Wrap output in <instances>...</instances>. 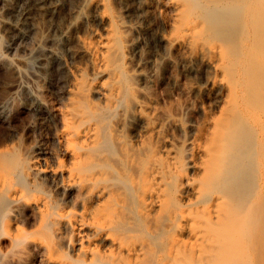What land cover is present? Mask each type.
Segmentation results:
<instances>
[{
    "label": "bare ground",
    "instance_id": "1",
    "mask_svg": "<svg viewBox=\"0 0 264 264\" xmlns=\"http://www.w3.org/2000/svg\"><path fill=\"white\" fill-rule=\"evenodd\" d=\"M31 1L52 17L90 6L101 29L76 10L82 25L57 22L49 46H28L29 31L10 24L16 50L43 54L34 75L53 101L19 82L28 60H9L0 264H264V0H165L170 30L155 35L112 5L127 0H0V23ZM135 1L143 17L147 0ZM174 46L216 86L218 108L199 105L197 124L148 95L158 56ZM17 111L33 114V144L13 141Z\"/></svg>",
    "mask_w": 264,
    "mask_h": 264
},
{
    "label": "rangeland",
    "instance_id": "2",
    "mask_svg": "<svg viewBox=\"0 0 264 264\" xmlns=\"http://www.w3.org/2000/svg\"><path fill=\"white\" fill-rule=\"evenodd\" d=\"M127 3L128 6H126L127 7L126 9L124 7H120L117 2L112 3V5L116 9L120 11L121 10L124 11L123 14L124 19L129 21L138 20L143 27H150L149 30L154 35L156 34V32L157 33L161 32L163 34H166L168 30H170L171 10L168 7V5H166L165 0H147L146 5L144 6L143 17L142 16L140 17L138 14H136V11H134V8L138 7L137 6L138 3L135 0H127ZM26 6H28V8ZM83 6L79 8L76 7V10H80L82 14H85L87 16L86 18H88L87 19L88 25H90L91 27H98L99 29H101L99 24L95 21H92L90 19L91 17L88 15L89 13L92 12L90 6H86V5ZM73 9H74L73 14L68 15L65 12H61L59 15L52 17L49 14L43 13L40 10H38V8L35 5H33V2L31 1L27 4H24L21 10H19L18 12H14L13 14H8L6 16L4 14V19H3L4 22L0 23V47L2 52H5L3 53L4 58L2 57L0 59V64H1L0 96L3 93H7L6 89L8 87V83L10 82V80L14 79L15 77L12 70V65L8 63L9 60L10 62L12 61V64L20 65L21 64L20 62L23 61V59H26L29 61L31 66L30 68H24L23 69L24 72L22 71V73L21 72L19 73L18 75L19 82H21L22 84H28L31 87H36L39 85V87H41L42 93L45 96V98L48 99V101L50 102L53 101L52 93L49 87L44 86L41 83V81L36 80L37 78L34 75V71L38 68L39 65V59L37 58H39L43 54L39 52V50L36 51L37 49H33L32 52H23L18 49L16 50V46L19 44V40L14 41L15 34L12 27H10V24L17 23L22 30L29 31L30 37L25 42L28 46H36V39L40 37H46V40L41 41V44L49 46L50 44L49 42H51L50 37L56 34L54 26L58 24L57 22L70 23V21H73L74 24L82 25L83 23L82 17H80V14L78 13V11L75 10V8ZM45 25L46 26L49 25V26L45 27ZM82 31L83 29L80 28V32ZM132 34L133 36L138 37L141 40L144 38L142 42L144 45L147 44L149 34H146L144 30L143 31L139 30ZM4 38L7 40V41L5 40L6 42L4 41ZM21 43L23 42H20V44ZM8 45H11L13 48L7 49ZM162 49H163L162 47H158L157 49L158 55L162 54L163 51ZM35 51L37 52V54H35L36 53ZM64 56L66 57V55ZM156 69L157 70L154 73L155 75H153V80L148 84L147 88L149 89L148 95L150 96L152 103L155 106H157L159 109L161 110L167 109V111L170 112L172 115L181 118L186 123L197 124L201 119L200 115L198 114L199 105H204L206 107L211 108L212 110H216L218 108L215 105L216 100H218V98L214 100L215 98L213 97L216 91L215 89L216 86L215 85L212 86L210 84L205 85L204 80H200L197 78V59H187L185 57V52L181 47L179 46L172 47L169 51V59H164L158 56ZM30 72L34 76L31 75ZM22 75L25 78H23ZM26 78L28 79L29 83L27 82ZM154 79L156 80V82ZM154 84L156 86H154ZM199 86L205 87V89L203 91H200L198 90ZM16 88L15 87L13 88L14 91L12 90L13 92L10 95H12L13 97L16 96L17 99L16 97L15 99L17 100V102H20V104L23 103L24 101L26 102V100H24L22 93L19 91V89L15 90ZM177 90H180V92ZM221 101L222 100H219L218 102L220 103ZM184 106L187 108H185ZM179 108H180V112H179ZM174 109H176L175 111L178 113H176ZM195 115L197 117H195ZM32 120H33V114L28 111H17V113H13V114L10 113L8 115L7 121L9 123L7 126L8 127L11 126L10 128H12L15 131V136L13 139L14 142L18 141L22 145H29L35 142L36 132L35 130H33L34 133H32L33 132L32 131L33 128L31 126ZM1 122H0V127H1L0 131L2 127H4L7 124L6 121L2 123ZM174 133L178 136V138H182L184 135L183 132H179L177 130H175ZM8 142H10V140ZM257 250H259V252L262 251L264 256V246H257L255 251L257 252ZM251 264H253V261H251Z\"/></svg>",
    "mask_w": 264,
    "mask_h": 264
}]
</instances>
